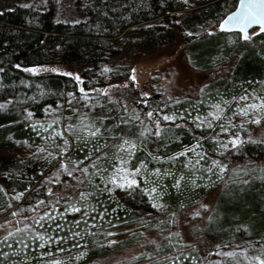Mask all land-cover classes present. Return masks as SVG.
<instances>
[{"label": "rangeland", "instance_id": "374dc122", "mask_svg": "<svg viewBox=\"0 0 264 264\" xmlns=\"http://www.w3.org/2000/svg\"><path fill=\"white\" fill-rule=\"evenodd\" d=\"M182 1L187 10L176 18L175 22L179 26L184 25V20L194 10L207 7L217 0ZM17 6L33 7L40 11L54 8L60 19L72 23L87 19L81 0H0V11ZM164 25L163 20H155L137 30L126 31L121 36L123 45H116L117 48H123V53L110 59V64L89 82V85L98 86L99 91H90L81 96L68 94L61 105L49 109L42 119L45 136L41 144L36 147L18 144L9 152L4 151L12 157L22 159H53L59 154L63 157L45 179L52 195L46 205L42 207L41 202L26 205L20 194H9L13 207L0 218V264H81L90 251H99L100 247L106 251L111 244L137 234V227L154 230L169 228L170 232L178 235L172 239L185 247L181 252L193 246L204 255L210 254L209 264L264 262V236L256 239L249 229L242 228L229 239L216 240L217 248L211 249L205 246L206 238L203 233L220 192L218 186L215 188L217 183L228 178L230 182H246L249 179L246 176H255L254 170L264 168V161L261 164L247 161L230 165L232 154L243 142L264 141V108L249 109L247 116L237 114L239 109L248 104H260L264 100V76L251 80L233 95L228 83L234 80L232 73L237 59L228 62L229 57L223 52L210 60L208 55H202L198 57V61L205 64L203 68L192 66L184 40L203 32L208 35L217 34L214 21L200 24L197 32L188 29L178 32L175 43L151 53L140 54L135 44L136 38H150L156 34L159 26ZM258 33L259 29L253 30L250 37L243 38V41L250 40ZM221 39L225 37L222 36ZM229 40L232 42L233 39L230 37ZM210 42L197 37L189 46L200 53L210 47ZM234 81L241 83L239 80ZM157 93L167 99L165 105L154 109L147 118L140 112L133 114L135 107L132 102L135 99L141 101ZM241 97H247V100H242ZM112 103L116 106L110 107ZM216 105L222 111L218 112ZM121 108H124L127 115L132 114L130 118L139 122L141 138L156 141L155 138L159 137L163 127L185 124L204 139L206 147H211L208 150L198 143L173 155L171 159L175 165L177 161L184 165L185 172L181 174L166 171L157 175V171L150 170L144 162L137 160V147L131 155L127 151H121V145L125 148L130 144L137 146L126 137L114 145L110 159H104L106 154L90 159L98 147L106 146L114 140L112 137H105L103 145L98 142L95 147L86 146L80 150L84 156L80 162L89 159L88 162L79 164L78 161H69L67 155L72 148H78L84 142L96 138L100 132L92 136V130H89L84 136L81 135L73 116L78 115L84 122L113 118L120 113ZM67 109L71 110L70 114ZM216 115L220 119H215ZM164 116L174 119L166 121ZM257 119L260 121L258 124L254 122ZM157 125L159 135L155 134ZM236 138L237 146L233 147L229 141ZM124 141H128L129 145H125ZM155 144H152L153 152L158 150ZM189 149H195V152L188 151ZM186 151V156L181 155ZM196 153H201L202 158ZM121 158L125 161L122 167L129 172L140 169L134 177L138 186L118 187L109 183L116 175ZM84 168H87V172L83 171ZM77 171L79 174L75 176ZM141 186L150 193L145 210L142 208L145 204H140L142 201L133 200L132 197L139 193ZM171 186L195 194L191 203L198 205L183 215L175 214L164 201ZM74 208H79L80 211H73ZM128 221L138 222V226H129L126 223ZM138 238L137 245L132 249L117 254L110 253L99 259L98 264H120L141 257L150 258L159 250L165 237L161 231H147ZM178 258L179 255L175 259L181 263L183 259Z\"/></svg>", "mask_w": 264, "mask_h": 264}, {"label": "trees", "instance_id": "16d2710c", "mask_svg": "<svg viewBox=\"0 0 264 264\" xmlns=\"http://www.w3.org/2000/svg\"><path fill=\"white\" fill-rule=\"evenodd\" d=\"M81 1L87 19L77 23L60 19L54 8L40 11L33 7L17 6L0 11V218L13 207L8 198L9 194H20L23 204L26 205L40 202L42 207L46 205L52 195L47 189L45 179L63 157L59 154L53 159H22L12 157L4 151L9 152L18 144L31 147L41 144L45 136L42 119L46 117L49 109L61 105L68 94L81 96L90 91H99L98 86L89 85V82L110 64V59L123 53V48H117L116 45L123 43L121 36L126 31L137 30L155 20L165 22L150 38H136L135 44L140 50L139 53L144 54L175 43L178 32L182 33L185 29L197 32L200 24L214 21L217 34L208 35L203 32L188 36L184 40L192 66L203 68L205 64L198 61V57L202 55H208L210 60L223 52L229 57L228 62L237 59L232 79L241 83L237 84L234 80L228 83L233 95L251 80L264 76V34L260 32L244 42L240 33L220 31L221 23L237 8L239 0H217L207 7L198 8L186 17L183 26L175 22L179 14L187 10L182 0ZM222 36L225 39H221ZM197 37L211 41L210 47L197 53L189 46ZM124 69L126 70L121 68ZM166 101L161 93L141 101L135 99L132 102L135 107L133 114L140 112L147 118L148 113L165 105ZM113 106L116 104L110 105ZM121 109L113 118H97L85 122L78 115H74L81 135L84 136L89 130L98 129L100 132L96 138L84 142L78 148H72L67 155L69 161H78L79 164L88 162L89 159L80 162L84 157L80 150L86 146L95 147L98 142L102 144L105 137H112L114 140L106 146L98 147L90 159L101 154H106L104 159H110L114 145L126 137L137 144L136 158L144 162L150 170L181 174L185 172L184 165L178 161L175 165L171 159L173 155L198 143L208 150L211 147H206L204 139L185 124L163 127L159 137L155 138L156 141L152 139L153 142L141 138L139 122L130 118L132 114L127 115L124 108ZM70 111L67 109L68 114ZM153 143H156V152L152 151ZM247 161L256 164L264 161V141L243 142L232 154L230 165ZM254 173L255 176H246L249 177L246 182H230L228 178L217 183L215 188L218 186L220 192L203 229L205 246L217 248L216 240L229 239L242 228L249 229L256 239L264 236V168H257ZM74 174L76 176L79 172ZM149 196V191L141 186L139 193L132 197L133 200L142 201L140 204H145L142 207L145 210ZM195 197V194L186 193L185 189L171 186L164 201L180 216L198 205L191 203ZM126 223L129 226H138V222ZM137 228V234L111 244L106 251L101 247L99 251H90L81 264H98L99 259L110 253L130 250L137 245L138 237L147 231L163 233L165 238L159 250L150 258L141 257L120 264H209L210 254L205 253V256L193 246L181 252L185 247L172 239L178 235L170 232L169 228ZM178 255V259H183L181 263L175 259ZM149 259L152 261H148Z\"/></svg>", "mask_w": 264, "mask_h": 264}, {"label": "snow or ice", "instance_id": "6c2138e0", "mask_svg": "<svg viewBox=\"0 0 264 264\" xmlns=\"http://www.w3.org/2000/svg\"><path fill=\"white\" fill-rule=\"evenodd\" d=\"M229 24H235L238 25L241 30H245L250 24H258L260 26L261 31H264V0H241V10L238 14H234L230 17H228L227 20H225L223 22V25H229ZM245 39L248 38L247 34L245 33L244 36ZM28 71H36L35 69H28ZM78 79V77H77ZM242 100H247V97H241ZM217 108V111L220 112L222 111V109L220 108L219 105L215 106ZM261 108H264V100L261 101L260 104H248L245 108H241L238 110L239 115L241 116H247L249 115V109L252 110H259ZM149 116H151V113H148ZM164 120H173V117H169V116H164L163 117ZM215 119H220L219 115L215 116ZM255 123H260L259 119L254 121ZM209 127H211V124L209 123ZM99 130H92L90 131V134L92 136H95L97 134ZM159 126L157 125L156 128V135H159ZM143 135V133H142ZM237 140L236 139H232L229 141V143H231L233 145V147L237 146ZM125 145H129L128 141H124ZM137 146L135 144H130L127 148H125L123 145L120 146V150L121 151H127L130 155L132 154L133 150L136 148ZM197 147H199V145H197ZM224 147H227V145H224ZM188 151H193L195 152V149H189ZM181 155H187V151L182 153ZM196 155L199 158H202L201 153H196ZM125 163V161L123 160V158H121V160L119 161V165L116 168V175L114 177H112L109 181V183L112 184H116L118 187H129L131 188L133 185L138 186L137 181L134 179L135 175L139 173L140 169H136L133 172H129L126 168L122 167V165ZM197 163H199V159L197 160ZM218 167H220L217 164ZM84 172H87V168L83 169ZM157 175L159 174V170H157ZM131 177V178H130ZM177 187L179 186V182L177 181ZM153 191H155V189H153ZM82 198H83V194H81ZM73 211H77L79 212L80 209L79 208H74ZM41 240H43V237H40ZM229 255H232L231 253H229ZM262 264H264V262H262Z\"/></svg>", "mask_w": 264, "mask_h": 264}, {"label": "water", "instance_id": "95a60500", "mask_svg": "<svg viewBox=\"0 0 264 264\" xmlns=\"http://www.w3.org/2000/svg\"><path fill=\"white\" fill-rule=\"evenodd\" d=\"M241 10V0H239L238 2V5H237V8L232 11L231 13H229L225 19L223 20V22L225 20L228 19V17L234 15V14H238ZM223 22L221 23V26H220V31L222 32H228V33H240L242 35V37L244 38L245 36V33L247 34L248 38L250 37V34L253 30L255 29H259L260 32L262 34H264V31H261L260 29V26L258 24H250L245 30H241V28L238 26V25H235V24H229V25H226L224 26L223 25Z\"/></svg>", "mask_w": 264, "mask_h": 264}]
</instances>
